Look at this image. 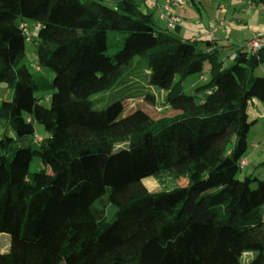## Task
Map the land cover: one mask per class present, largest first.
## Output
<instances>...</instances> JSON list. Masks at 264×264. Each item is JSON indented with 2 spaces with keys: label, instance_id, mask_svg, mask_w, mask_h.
Wrapping results in <instances>:
<instances>
[{
  "label": "trees",
  "instance_id": "obj_1",
  "mask_svg": "<svg viewBox=\"0 0 264 264\" xmlns=\"http://www.w3.org/2000/svg\"><path fill=\"white\" fill-rule=\"evenodd\" d=\"M143 1L0 0V83L12 90L0 102V264H240L245 251L264 264V180L237 176L264 47H237L226 66L214 39L157 26ZM24 18L51 77L24 63ZM205 62L194 108L182 83ZM137 64L165 87L166 111L142 98L127 114L121 100L92 107ZM145 177L162 188L134 192Z\"/></svg>",
  "mask_w": 264,
  "mask_h": 264
},
{
  "label": "rangeland",
  "instance_id": "obj_2",
  "mask_svg": "<svg viewBox=\"0 0 264 264\" xmlns=\"http://www.w3.org/2000/svg\"><path fill=\"white\" fill-rule=\"evenodd\" d=\"M84 2H88L90 0H82ZM258 5L261 7L264 3V0H258ZM105 4L112 5L109 1H104ZM141 7L144 8V5L142 2ZM264 5V4H263ZM183 7V6H182ZM212 3L209 2V0H185V6L182 9H178L176 7V14L181 18H183L184 23H190L192 27H194L195 30H205L206 34L209 31L216 30L220 28V21L219 18L223 17L220 15H226L227 22H232L235 27H251L250 25H255L256 23H259V19H257L256 15L257 12L253 9L255 7V3L251 0H231L229 3H227L226 9L224 10H218L216 8H213L211 10ZM215 11V13H214ZM154 11H152V14L154 15ZM20 21H23L26 26L28 27L31 39L30 41L26 40L24 43V49H25V55H24V63L29 68V70L34 74H40L43 73L48 77L52 76V70L46 67H42L41 71L38 70L37 67V59H36V53H35V46L33 43V39L36 35L37 25L29 18H24ZM247 24H246V23ZM157 26L162 27L161 24H157ZM221 29V28H220ZM215 30L213 34L215 33ZM204 31H201V33H196L195 36L204 37L203 34ZM205 33V32H204ZM223 29L220 30V36L224 38L223 45L221 46L219 58L225 65H228L227 61L225 60V54H229L234 47L231 46L229 48L230 44H236L235 41L225 39L226 35L233 34L234 36H237L239 33L236 31H229L226 32ZM179 34L181 36H186V32L184 30H180ZM263 34V33H260ZM206 36V35H205ZM239 36V35H238ZM221 45V43L219 42ZM245 44V43H244ZM227 45V46H226ZM240 46V45H239ZM245 50V49H244ZM232 53V52H231ZM230 53V54H231ZM229 54V55H230ZM256 75L259 77V81L264 80V63H262L260 66H258L255 70ZM200 75L203 76L204 79H199ZM147 73L143 67L142 64H137L135 67V70L133 74L127 79L125 83L120 85L119 87L104 90L98 93H95L92 95V107L93 108H102L105 107L107 104L115 101V100H121L123 103V113L127 114L131 112V104L134 102L135 98H142L147 100L146 102L150 107L155 108L156 111H166L165 108V94L166 89L164 86H152L148 84L147 80ZM209 64L207 62L204 63L203 69L201 72H195L192 74H189L183 81L182 87H183V95L179 98V101L184 103H189L194 106V108H197L200 105V96L205 91L203 89H199L196 91V87H199L203 84H205L209 80ZM169 79V76L166 75V81ZM197 92V93H196ZM12 96V90L4 83H0V102L2 100H8ZM249 115H254L258 118L256 124L250 129L249 131V140L254 137H263L264 135V101L255 99L254 101L249 100L246 105V111ZM35 132L37 135L41 136H48L49 133L43 128L40 124H35ZM262 147L264 148V141L262 142ZM261 150V148H260ZM259 151L255 153V157L258 156ZM248 155V150L244 152L242 158L245 159ZM257 158V157H256ZM252 163V169H249V167H243L238 172L237 176L239 178H244L246 175H248L250 172H255V174L260 178L264 180V160H258L256 159ZM36 163L33 162L30 166V169L33 170L36 167ZM150 177H145L140 179L139 182H135L131 185V188L134 192L145 194L151 190H154L158 188L159 183L148 179ZM148 179V180H146ZM162 188V187H160ZM158 188V189H160ZM262 211L264 212V206H262ZM10 245V236L7 233H0V252H6L9 249ZM253 257V253L251 251H245L241 257H240V264H251V259ZM60 264H65L63 261Z\"/></svg>",
  "mask_w": 264,
  "mask_h": 264
},
{
  "label": "crops",
  "instance_id": "obj_3",
  "mask_svg": "<svg viewBox=\"0 0 264 264\" xmlns=\"http://www.w3.org/2000/svg\"><path fill=\"white\" fill-rule=\"evenodd\" d=\"M151 1H156L159 5L162 4L163 0H144L142 3L144 5V9L146 10H149V11H154V15H153V18L155 19L156 23L157 24H161L162 27H166V24H165V21L163 19L160 18V14H159V10L158 9H155V8H152L151 7ZM194 0H192L193 2ZM231 0H209V2L212 3V7H211V10H213V8H216L217 11L218 10H224L226 9V6H227V3H229ZM251 1V0H250ZM254 3H255V7H253V9L257 12V19H259V23H256L255 25H250L254 28H251V27H246V28H242V27H235L233 26L234 24H232V22H227V19H226V15H220V16H223L221 18H219V21H220V28L223 29L225 31V33L229 32V31H234L236 29V31L239 33L237 36H234L233 34H228L226 35L224 33V35H226V38L225 39H229V40H233L235 41V43L239 44L240 46L244 45V43L252 38L253 36L257 35V34H260V33H263L264 34V3L262 4V6L260 7L258 5V0H252ZM185 6V4H184ZM183 7H178V9L180 8H184ZM175 13H176V8L174 9ZM215 13V11H214ZM246 23V22H245ZM247 24V23H246ZM220 28L216 29L215 30V33H214V36L212 37V39H214L216 42H217V45L220 46L219 42L221 43V46L223 45V40L224 38H222V34H220ZM178 34L180 32V30H184L186 32V36L185 37H191L193 39H197V40H200L201 36L197 37L195 36L196 33H201V31H204L203 32V36L206 35V31L207 29L205 30H195L194 27H192L190 25V23H184L183 21V18L181 20V24L180 26L176 27L174 29ZM234 47L232 48L231 52H233L237 47H240L239 45H236V44H230L229 45V48H231V46ZM227 46V45H226ZM230 52V53H231ZM229 53V54H230ZM229 54H225V60L224 61H227L228 62V65L229 63H231V60H229L228 56ZM225 63V62H224ZM261 65V64H260ZM259 65V66H260ZM227 66V65H226ZM199 79H204L202 75H200ZM253 96L250 98L251 101H254L255 99H259V100H262L264 101V80L262 81H259L257 82L256 86L253 88ZM201 102V100H200ZM246 111V107L244 108V113H241L240 116H251V117H255L256 118V122L258 120V118L254 115H249L248 112H245ZM255 122V124H256ZM264 123V122H263ZM254 124V125H255ZM253 125V126H254ZM264 125V124H263ZM264 141V135L263 137H254V138H251L249 140V149H248V155L247 157H245V159H247V164L245 165L246 167H249V169H252V163L254 162L255 158L258 159V160H264V148L262 147V142ZM253 147V149H252ZM261 148V150H260ZM259 151V155L255 157V153Z\"/></svg>",
  "mask_w": 264,
  "mask_h": 264
},
{
  "label": "built area",
  "instance_id": "obj_4",
  "mask_svg": "<svg viewBox=\"0 0 264 264\" xmlns=\"http://www.w3.org/2000/svg\"><path fill=\"white\" fill-rule=\"evenodd\" d=\"M185 4V0H163L162 4L159 5L156 1H151V7L159 10V16L165 21V24L170 29H175L180 26L181 18L175 13L174 9L176 7H182ZM23 30L26 33V40L30 41L31 37L27 27L23 25ZM215 30V29H214ZM214 30L209 31L206 36L213 37ZM247 53H253L262 47H264V34H257L252 38L248 39L243 45ZM235 57V52L233 51L229 56V60ZM40 140V137H38ZM253 149V147H252ZM247 164V159L241 160V165L245 166Z\"/></svg>",
  "mask_w": 264,
  "mask_h": 264
}]
</instances>
